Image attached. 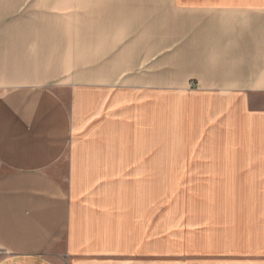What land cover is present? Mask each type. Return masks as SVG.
<instances>
[{
	"label": "crops",
	"instance_id": "crops-1",
	"mask_svg": "<svg viewBox=\"0 0 264 264\" xmlns=\"http://www.w3.org/2000/svg\"><path fill=\"white\" fill-rule=\"evenodd\" d=\"M158 143L244 146L264 264V0H0V264H158Z\"/></svg>",
	"mask_w": 264,
	"mask_h": 264
},
{
	"label": "rangeland",
	"instance_id": "rangeland-1",
	"mask_svg": "<svg viewBox=\"0 0 264 264\" xmlns=\"http://www.w3.org/2000/svg\"><path fill=\"white\" fill-rule=\"evenodd\" d=\"M170 145L158 143V264H245L260 250L249 234L261 229L262 197L247 194L244 146L220 147L231 164L172 167L182 153Z\"/></svg>",
	"mask_w": 264,
	"mask_h": 264
}]
</instances>
